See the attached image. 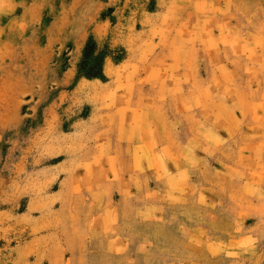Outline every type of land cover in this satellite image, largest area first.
<instances>
[{
	"label": "rangeland",
	"instance_id": "374dc122",
	"mask_svg": "<svg viewBox=\"0 0 264 264\" xmlns=\"http://www.w3.org/2000/svg\"><path fill=\"white\" fill-rule=\"evenodd\" d=\"M0 264H264V0H0Z\"/></svg>",
	"mask_w": 264,
	"mask_h": 264
},
{
	"label": "crops",
	"instance_id": "0c3cea01",
	"mask_svg": "<svg viewBox=\"0 0 264 264\" xmlns=\"http://www.w3.org/2000/svg\"><path fill=\"white\" fill-rule=\"evenodd\" d=\"M139 106H142L141 104H139ZM149 109H151V106H148V108H146L145 110L147 111V112H149ZM144 110V109H143ZM175 110H176V113H179V112H181L182 111V108H180V106H178V105H176L175 104ZM147 118H149L148 117V114L147 115H144V119H143V123H145V121H147ZM177 118V117H176ZM145 132V130H143V132H141L140 134H139V136H138V138L139 137H144V133ZM163 135H165V137H168L166 134H163ZM164 137V138H165ZM186 139H187V141L184 143V148L186 147L187 148V146L190 144L189 142H188V140L190 139V138H192V136H188V138L187 137H185ZM126 143L128 144V141H126ZM128 150H132V148H131V146L130 145H128ZM128 160V159H127ZM148 162H150V161H148ZM152 164V167L154 168L153 170H154V172H157L158 170H160L161 168H158L157 167V165H156V163L155 162H151ZM135 164V163H134ZM134 164H133V162L132 163H128L127 161H126V170L128 169V170H133V169H135V166H134ZM147 164V167H148V163H146ZM128 165V166H127Z\"/></svg>",
	"mask_w": 264,
	"mask_h": 264
}]
</instances>
